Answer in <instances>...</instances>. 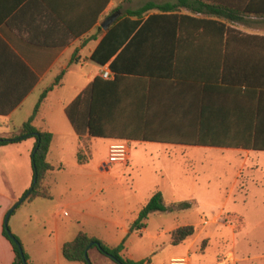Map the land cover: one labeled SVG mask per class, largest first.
<instances>
[{"label":"crops","instance_id":"obj_1","mask_svg":"<svg viewBox=\"0 0 264 264\" xmlns=\"http://www.w3.org/2000/svg\"><path fill=\"white\" fill-rule=\"evenodd\" d=\"M135 1L138 2L0 0V126L7 123V130L14 132L26 122L44 89L54 82L61 70H66L62 84L49 92L34 123L38 129L53 133L47 160L55 169L48 173L46 180L52 197L50 182L58 171L66 169L62 159L66 145L61 141L62 136L74 140L75 157L81 136L92 141L103 138L91 137L88 131L91 103L99 114V126L104 124L107 129L122 130L136 138H104L110 144L116 140L128 141L130 162L132 145L145 150L157 148L156 157L164 164L159 170L162 182L165 181L173 192H179L188 184L193 194H213L221 192L226 185L222 179L225 175L221 174L216 176L218 185L198 176L192 177L191 149H215L244 154L248 158L253 153H264V0H184V5L177 11L165 14L171 16L168 20H151L147 24L150 47L160 45L166 52L156 56L172 61L174 70L157 76L123 74L116 77L109 67L111 61L101 65L92 59L111 28L101 27L104 20L117 11L121 12V17L127 10L138 9L150 1L162 4L179 0H148L139 6L133 4ZM152 14L159 12L151 11L145 19ZM160 21H167L169 26L162 29ZM154 37L155 40H151ZM73 64L80 69L74 70ZM107 68L113 73L111 79L102 77ZM72 73L76 80L71 86L69 83L68 88V77ZM97 78L99 81L96 82ZM54 93H58L56 105L47 112V102ZM79 97H84L77 108L81 134L75 131L66 114L68 105ZM35 143L36 139L32 137L0 146V155L2 151H12L13 148L7 147H15L23 163L20 188H16L7 175H4L5 180L2 179L0 167V264H11L15 258L12 246L3 234L4 221L8 210L32 185ZM243 144H257L261 149L235 147ZM145 155L153 157L152 153ZM166 161L169 162L165 164ZM240 174L241 170L237 171L230 182L231 190L238 185ZM178 176L189 179L182 181L177 179ZM2 182L7 190L2 189ZM155 186L153 194L162 190V183ZM189 200L197 201V211L206 206L200 196L190 195L186 201ZM180 202L183 201L166 206ZM205 215L209 219L208 225L201 218L170 231L172 234L180 227H194L195 233L181 243L188 246L179 256L190 257L194 264L193 256L200 242L209 244L229 233V245L214 260L207 262L203 258L204 262L264 264V253L257 254L251 249L249 234L244 237L245 243L238 239L236 227L224 219L223 209ZM67 242L62 244V253ZM201 250L206 257L205 249ZM123 254L134 261L145 260L129 254L127 246ZM179 256H171L166 264Z\"/></svg>","mask_w":264,"mask_h":264},{"label":"rangeland","instance_id":"obj_2","mask_svg":"<svg viewBox=\"0 0 264 264\" xmlns=\"http://www.w3.org/2000/svg\"><path fill=\"white\" fill-rule=\"evenodd\" d=\"M146 1L148 0H138L133 4L137 3L136 6H139ZM72 68L80 69L76 64ZM75 80L76 76L72 73L68 77V88L69 83L71 86ZM57 97L58 93L51 94L46 105L47 112L56 105ZM7 127V123L0 126V136L13 133ZM5 132L9 133L3 134ZM62 138L64 139L61 141L66 145L62 154L66 169L58 171L50 182L52 199L41 198L19 205L8 223V228L20 240L33 264H83L68 261L62 253V244L73 239L80 231H86L111 245L125 240L129 254L135 258H145L147 264H166L171 256L183 254L188 246L172 243L170 231L173 228L198 222L205 214L210 216L214 211L219 213L222 209L224 219L236 227L238 239L245 243L244 237L249 234L251 249L257 254L264 253V153H253L248 158L244 154L215 149H191L192 177L198 176L215 184L219 180L216 176L221 174L225 175L222 179L226 182L221 192L193 194L189 191L188 184L179 192H173L165 181L162 182L159 170L163 160L156 157L157 148L145 150L134 144L131 162L108 167L106 162L110 141L97 138L92 141L91 161L80 165L74 155V140L65 136ZM129 146L131 149L130 144ZM7 148L13 149L9 152L2 151L0 155L2 179L4 177L5 180L4 175H7L14 186L20 188L22 157L15 147ZM148 153H152L153 157H146L145 154ZM239 170L241 174L238 185L231 190L230 182ZM177 179L185 181L189 177L178 176ZM252 181L258 182L254 184ZM159 183H162L161 191L167 205L186 201L190 195H196L202 197L206 206L197 211V201L189 200V211L177 209L170 213L156 212L151 215L142 232L131 231L134 216ZM5 185L2 182V189L7 190ZM229 243V233L223 239H213L209 244L207 241L200 242L199 249L193 256L194 264H209L203 258L207 262L214 260ZM203 248L206 257L201 252ZM89 258L92 264H116L96 248L90 250Z\"/></svg>","mask_w":264,"mask_h":264},{"label":"trees","instance_id":"obj_3","mask_svg":"<svg viewBox=\"0 0 264 264\" xmlns=\"http://www.w3.org/2000/svg\"><path fill=\"white\" fill-rule=\"evenodd\" d=\"M183 5L184 0H179L177 3L162 4L150 1L138 9L127 10L125 14L119 17L107 31L106 35L93 53L92 59L101 65H105L111 61L109 67L117 75L116 77L123 74L157 76L165 75L171 69L174 70L173 67L175 65L172 63V61L169 59L161 60L160 56L159 58L156 56V54L159 55L166 52L160 48V45H154L153 47H150L151 44H149V41L151 37L147 33V24H149L151 20H168L167 18L171 16H165V14L175 12ZM154 10L158 11L159 14H152L147 19H145V17ZM160 22L161 23L159 24L162 29H165L169 26L168 23H166L167 21ZM99 30L101 31L102 28H99ZM160 35L164 34L161 33ZM151 40H155V37ZM65 73V69L61 70L54 82L44 89L32 115L26 122L16 128V130L11 135L0 137V146L21 142L32 137L36 139L35 147L32 152V166L34 172L33 182L31 187L21 197L25 198L24 202H32L37 198L50 199L52 197L50 188L46 184V180L48 173L55 169V167L47 160L53 141V133L49 130L38 129L34 123L40 113L42 104L47 95L55 87L62 84ZM97 81H99L98 78L96 79V82ZM83 101L84 97H79L66 108V114L68 118L70 119L75 131L80 134L82 132L79 127V113H77V108L83 103ZM88 115V131L91 137L136 139L129 136L122 130L115 128L107 129L104 127V124L99 126V114H97L95 105L93 103H91ZM142 139H146V136H142ZM235 147L261 149L257 144H243ZM76 158L80 165H85L91 161V138H84L82 136L80 137ZM190 207L191 203L188 201L180 202L172 207H167L164 202L163 193L161 191H156L140 210L138 218L133 223L132 231H140L145 228L146 221L153 213L174 211L175 209H189ZM194 233L195 230L193 226L177 228L172 233V243L174 245H178L186 238L192 236ZM3 234L4 237L10 242L12 250L15 254L14 261L11 264H32L30 257L24 248L22 255L16 242L9 236L5 224L3 227ZM14 237L20 242L16 236ZM90 244L93 245L89 248ZM88 248L89 251L90 249L96 248L100 254L108 257L116 264L147 263V260L134 261L124 256L123 252L126 250L125 240H123L117 246H111L97 237L90 236L85 231H80L72 241L64 244L63 255L68 261L88 264L86 259V252Z\"/></svg>","mask_w":264,"mask_h":264},{"label":"built area","instance_id":"obj_4","mask_svg":"<svg viewBox=\"0 0 264 264\" xmlns=\"http://www.w3.org/2000/svg\"><path fill=\"white\" fill-rule=\"evenodd\" d=\"M102 77L105 79H111L113 77L112 71L107 68L103 70ZM108 160L106 162L107 166L114 164H124L127 165L130 160L131 149L129 142L126 140H116L109 146L108 150ZM204 224H209V219L204 217ZM169 264H191V259L188 256H179L171 258Z\"/></svg>","mask_w":264,"mask_h":264},{"label":"water","instance_id":"obj_5","mask_svg":"<svg viewBox=\"0 0 264 264\" xmlns=\"http://www.w3.org/2000/svg\"><path fill=\"white\" fill-rule=\"evenodd\" d=\"M121 15V12L117 11L115 13H113L112 15H110L109 17H107L104 22L102 23L101 27L105 30H108L111 25L119 18V16ZM25 198H21L20 200H18L7 212L6 214V217H5V221H4V224L6 225V228H7V231H8V234L9 236L16 242V244L18 245L22 255H23V247H22V244L15 239L13 233L10 231V229L8 228V223H9V220H10V217L11 215L13 214V212L18 208V206L20 204H22L24 202ZM93 244H90L89 248L92 246ZM89 248L86 252V259H87V262L88 264H92L90 258H89Z\"/></svg>","mask_w":264,"mask_h":264}]
</instances>
